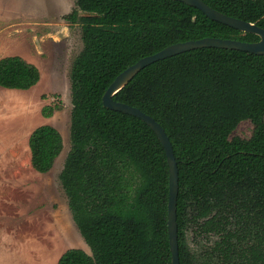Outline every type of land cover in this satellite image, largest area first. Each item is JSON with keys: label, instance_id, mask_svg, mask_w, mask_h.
<instances>
[{"label": "trees", "instance_id": "16d2710c", "mask_svg": "<svg viewBox=\"0 0 264 264\" xmlns=\"http://www.w3.org/2000/svg\"><path fill=\"white\" fill-rule=\"evenodd\" d=\"M203 1L264 27V0ZM74 2L63 17L80 23L83 46L69 71L70 148L59 178L90 253L69 247L56 264H172L164 147L141 118L105 107L102 94L124 68L169 44L259 36L180 0ZM39 78L21 55L0 57V86L27 89ZM112 97L152 116L171 142L179 264H264V54L182 51L147 64ZM243 120L252 123L248 136L234 133ZM62 145L55 126H36L28 136L32 167L48 171ZM190 232L208 242L191 246Z\"/></svg>", "mask_w": 264, "mask_h": 264}, {"label": "rangeland", "instance_id": "374dc122", "mask_svg": "<svg viewBox=\"0 0 264 264\" xmlns=\"http://www.w3.org/2000/svg\"><path fill=\"white\" fill-rule=\"evenodd\" d=\"M74 7V0H0V57L21 55L40 71L27 89L0 86V264H56L69 247L90 253L59 178L70 148L69 71L83 46L80 23L63 17ZM47 104L59 108L44 116ZM43 123L59 130L63 145L51 168L39 172L30 162L28 136ZM251 130L243 120L234 133ZM207 238L188 234L193 247Z\"/></svg>", "mask_w": 264, "mask_h": 264}, {"label": "water", "instance_id": "95a60500", "mask_svg": "<svg viewBox=\"0 0 264 264\" xmlns=\"http://www.w3.org/2000/svg\"><path fill=\"white\" fill-rule=\"evenodd\" d=\"M187 4L198 7L209 18L237 28L241 31L252 32L259 36L257 40L246 41L235 38H222L218 36H204L197 39H189L175 42L164 48L145 56L140 57L120 71L108 84L102 94V102L105 107L120 110L141 118L156 133L162 143L167 164H168V202H167V230L169 247L171 252V263L179 264L178 241H177V220H176V199L178 193V166L174 156L171 142L164 128L152 116L140 110L138 107L113 99V94L120 90L141 68L147 64L174 55L176 53L203 46H216L247 50L249 52L264 54V27L238 17L228 15L208 5L203 0H180ZM88 14V13H86Z\"/></svg>", "mask_w": 264, "mask_h": 264}]
</instances>
